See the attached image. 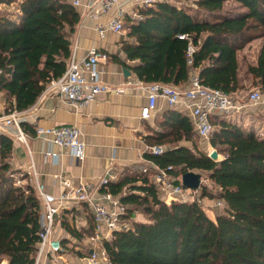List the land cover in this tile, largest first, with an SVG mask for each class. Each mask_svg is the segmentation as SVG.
<instances>
[{
  "label": "trees",
  "instance_id": "obj_1",
  "mask_svg": "<svg viewBox=\"0 0 264 264\" xmlns=\"http://www.w3.org/2000/svg\"><path fill=\"white\" fill-rule=\"evenodd\" d=\"M191 4H187V2ZM232 3V8L227 5ZM141 19H125L124 51L145 84L185 86L192 70L202 83L236 97L250 81L264 91V0H166L140 8ZM80 12L70 0H0V97L7 112L26 113L52 81L66 73ZM196 51L189 65L188 40ZM261 39L255 64L241 74L239 53ZM150 145L162 154L145 158L175 183L185 173L209 174L216 192L202 196L224 202L210 218L197 201L167 204L145 173L108 182L103 193L119 196L130 228L102 241L112 264H264V136L214 115L209 143L222 159L199 148L192 123L175 114ZM23 131L35 129L21 122ZM193 141L192 148L177 145ZM13 140L0 135V262L35 264L42 204L27 173L13 167ZM136 212L146 222L134 220ZM75 237L78 231L71 230ZM62 243V242H61ZM63 245V244H62ZM64 247V246H63ZM65 249V248H64Z\"/></svg>",
  "mask_w": 264,
  "mask_h": 264
},
{
  "label": "crops",
  "instance_id": "obj_2",
  "mask_svg": "<svg viewBox=\"0 0 264 264\" xmlns=\"http://www.w3.org/2000/svg\"><path fill=\"white\" fill-rule=\"evenodd\" d=\"M74 1L76 0H70L73 4ZM77 1L80 3L77 8L81 19L72 37L73 54L76 59L85 58L92 48L106 53L108 59L98 64L101 80L111 88H124L125 93H102L94 102L75 111L54 92L49 90L43 92L37 103L26 112L23 121L33 128L76 125L86 144L85 158L79 161L66 150L54 145L48 137L29 133L27 145L8 135L13 140L11 162L15 169L27 173L35 185L36 183L43 185L46 193L54 197L59 196L62 191L57 178L59 175H67L75 181L92 183L97 187L96 198L102 199L110 209H113L112 204L103 198L106 186L101 187L102 181L107 179L113 183H120L127 177L143 173V167L153 168V163L145 158L146 154H150L149 148L152 147L150 143L153 140L151 137L166 130L164 125L168 121L172 122L175 118L174 113L188 119L194 127L195 138L201 140V137L194 126L190 111L182 106L171 107L163 99L157 100L156 109L150 118H141V109L148 103L145 88L149 84L140 82L130 68L135 62L128 59L123 48L124 43L128 41L127 32L107 31L104 37L99 33L100 27L107 25L119 8L124 9L127 17L133 19V14L139 9L140 0H121L99 17L90 11V6L97 0ZM124 68L130 71V76L124 75ZM188 83L177 88L184 89ZM248 115L246 110L228 115L216 114L219 118L246 128L243 119L249 118ZM232 116H239V120H231ZM255 132L257 133L256 130ZM14 133L15 130L11 129L10 134ZM177 145L192 148L193 141H181ZM199 148L207 154L215 150L209 139H203ZM49 152L59 155L58 159L53 160L47 156ZM218 156L219 160L222 159L221 155ZM153 172L154 168L145 174L153 177ZM126 193L127 189H124L122 194L113 196V199L119 201ZM205 199L208 198H203V201ZM134 220L146 222L144 216L138 212ZM71 230L78 231L81 236H73ZM53 236L62 242L64 248L69 246L77 250L72 252L65 248L64 252L54 258L45 254L40 264H86L88 254H81L78 250L79 246H86L88 250L94 247L91 240L94 236L93 219L88 204L74 202L68 208L61 209L55 217ZM3 264L8 263L4 260Z\"/></svg>",
  "mask_w": 264,
  "mask_h": 264
},
{
  "label": "built area",
  "instance_id": "obj_3",
  "mask_svg": "<svg viewBox=\"0 0 264 264\" xmlns=\"http://www.w3.org/2000/svg\"><path fill=\"white\" fill-rule=\"evenodd\" d=\"M121 0H97L90 11L94 16H102L116 6ZM166 0H140L138 8H146L156 3ZM75 6H79V1H74ZM127 13L124 9L119 8L114 18L99 29L102 37L107 31L115 33L124 32V22ZM133 19L138 20L142 17L138 10L133 14ZM178 38L188 40L189 47L187 51L188 64H193V54L196 49L192 44V40L188 35L181 34ZM108 56L106 53L92 48L85 58L76 59L73 54L68 65L66 73L58 80H54L44 92L48 90L59 95L65 100L67 105L78 111L94 102L102 93L123 94L125 89L111 88L102 82L98 64L100 61H106ZM148 103L141 109V118L148 119L156 109L158 99L165 100L171 107L182 106L190 111L194 126L203 139L208 140L214 131V125L211 117L216 114L241 113L247 107L239 96L226 94L221 90L212 89L205 86L199 76V70L194 69L190 76L189 83L186 88L179 89L174 86L163 84H149L146 88ZM248 101L252 106H264V91L254 89L248 94ZM26 113L17 111L7 112L0 104V135H12L25 145L28 144V134L21 127ZM14 129L15 133L10 134V130ZM35 129L36 136L48 137L51 142L66 150L73 158L83 161L85 158L86 144L82 138V133L76 125H62L54 127L37 126ZM162 147H150L149 152L155 155L162 154ZM210 154V153H209ZM47 156L53 160L58 159L57 154L49 152ZM153 181L159 187L164 195L163 200L170 204L178 201L179 196H183L185 189L182 183H175L166 170L160 169L154 163ZM148 167H143L142 172H149ZM36 175V173H35ZM60 186L62 188L59 196H51L46 193L43 185L36 183V191L42 204L41 231L40 241L38 244V254L35 264H40L45 254L51 255L53 258L64 252V247L60 240L54 238L53 230L55 225V217L60 213L61 209L68 208L71 203H85L91 209L93 219L94 236L91 238L94 247L89 251L85 259L86 264H112L109 260L108 253L102 246V241L110 239L116 231H122L130 228L128 220L122 218L126 214V208L119 201L114 200L113 196L108 193L103 194L104 200L109 201L113 209L101 199L95 196L97 187L92 183L75 181L67 175H59ZM110 180L104 179L101 187L105 186ZM185 202L184 200H181ZM219 206L226 208L223 201H219Z\"/></svg>",
  "mask_w": 264,
  "mask_h": 264
},
{
  "label": "rangeland",
  "instance_id": "obj_4",
  "mask_svg": "<svg viewBox=\"0 0 264 264\" xmlns=\"http://www.w3.org/2000/svg\"><path fill=\"white\" fill-rule=\"evenodd\" d=\"M187 4H191V2L186 1ZM234 5L232 3H229L227 5V8H232ZM193 7V5H192ZM125 30V26H124ZM261 39L253 41L251 44L247 45L243 51L239 53V60H240V66H241V74H244L246 71V68L249 64H255L257 60V55L259 51V47L261 44ZM250 82V81H249ZM254 89H258L255 87H252L249 83H246L245 89L240 93L239 99L247 106L245 110L249 113V118L246 117L243 119V123L247 125V128L254 129L257 131L258 135H263L264 134V106H252L249 101H248V94L253 91ZM0 104L3 106L4 105V100L3 97H0ZM233 118H230L233 121L239 120V116H232ZM201 138V142H202ZM199 142V144L201 143ZM194 172L199 173L201 175V184L199 185L198 189L196 190H191L187 192V190L184 191L183 196H179L178 201L184 200V201H189V202H194L197 201L201 208L206 212V214L214 219L216 215H222L225 212V208L223 206H219L218 203L220 200L216 199H205L203 201V196H202V191L204 187H207L208 191L211 192H216V189L214 188V185L209 179V174L204 171H198L194 170ZM162 197H164L163 194H161ZM143 215V214H141ZM144 218L147 221V216L143 215ZM79 252L89 254L88 247L86 246H79ZM66 249L72 250V252H76L75 250L71 247L68 246L65 247ZM93 248V247H92ZM4 261L0 262V264H3Z\"/></svg>",
  "mask_w": 264,
  "mask_h": 264
},
{
  "label": "water",
  "instance_id": "obj_5",
  "mask_svg": "<svg viewBox=\"0 0 264 264\" xmlns=\"http://www.w3.org/2000/svg\"><path fill=\"white\" fill-rule=\"evenodd\" d=\"M123 72L126 77L130 76V71L128 69L124 68ZM208 156L214 161L219 160V156L216 150H213L212 152H210ZM181 179H182L183 187L185 189L196 190L201 184V175L196 172L191 171V172L185 173L184 175H182Z\"/></svg>",
  "mask_w": 264,
  "mask_h": 264
}]
</instances>
